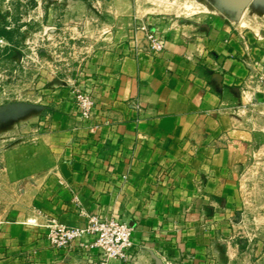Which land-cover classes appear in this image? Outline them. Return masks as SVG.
I'll use <instances>...</instances> for the list:
<instances>
[{
  "label": "crops",
  "instance_id": "obj_1",
  "mask_svg": "<svg viewBox=\"0 0 264 264\" xmlns=\"http://www.w3.org/2000/svg\"><path fill=\"white\" fill-rule=\"evenodd\" d=\"M100 3L90 74L72 87L55 81L37 140L6 157V195L23 197L24 208L0 222V264H90L45 238L48 218L83 224L74 199L132 226L128 259L107 264H258L234 228L252 115L264 107L253 86L264 69V0ZM259 4L262 12L244 14ZM142 22L164 41L160 53L135 42ZM244 25L256 37L242 39ZM74 91L93 100L89 120Z\"/></svg>",
  "mask_w": 264,
  "mask_h": 264
},
{
  "label": "rangeland",
  "instance_id": "obj_2",
  "mask_svg": "<svg viewBox=\"0 0 264 264\" xmlns=\"http://www.w3.org/2000/svg\"><path fill=\"white\" fill-rule=\"evenodd\" d=\"M104 10L100 0H0V222L18 218L24 208L23 197L6 195L8 152L14 159L24 143L37 140L44 126L42 107L55 81L72 87L88 77L92 69L86 60L101 39L90 28ZM262 10L259 4L244 14ZM256 21L263 31L264 20ZM241 29L245 41L256 37L252 28ZM254 80L264 93V69ZM253 114L255 148L241 181L242 210L235 215L234 233L264 264V107Z\"/></svg>",
  "mask_w": 264,
  "mask_h": 264
},
{
  "label": "built area",
  "instance_id": "obj_3",
  "mask_svg": "<svg viewBox=\"0 0 264 264\" xmlns=\"http://www.w3.org/2000/svg\"><path fill=\"white\" fill-rule=\"evenodd\" d=\"M136 32L135 42L144 41L148 52L157 54L163 50L164 41L153 24L142 22L136 27ZM73 100L80 118L89 120L94 108L91 97L74 91ZM74 201L78 205L77 214L83 219V224L66 225L55 218H48L45 223V238L49 246L54 249L76 248L89 256L90 264H107L111 259L127 260L132 249V226L119 221L116 215L100 219L96 215L88 214L77 199Z\"/></svg>",
  "mask_w": 264,
  "mask_h": 264
},
{
  "label": "trees",
  "instance_id": "obj_4",
  "mask_svg": "<svg viewBox=\"0 0 264 264\" xmlns=\"http://www.w3.org/2000/svg\"><path fill=\"white\" fill-rule=\"evenodd\" d=\"M3 34V31H0V36Z\"/></svg>",
  "mask_w": 264,
  "mask_h": 264
}]
</instances>
